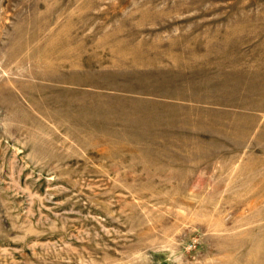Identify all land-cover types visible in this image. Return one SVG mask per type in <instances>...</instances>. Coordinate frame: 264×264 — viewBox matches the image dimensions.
<instances>
[{"label":"rangeland","instance_id":"obj_1","mask_svg":"<svg viewBox=\"0 0 264 264\" xmlns=\"http://www.w3.org/2000/svg\"><path fill=\"white\" fill-rule=\"evenodd\" d=\"M0 264H264V0H0Z\"/></svg>","mask_w":264,"mask_h":264}]
</instances>
